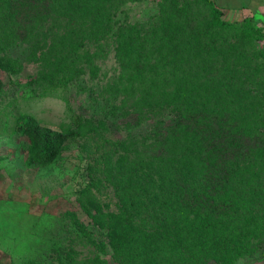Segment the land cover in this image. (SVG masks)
<instances>
[{"label": "trees", "instance_id": "16d2710c", "mask_svg": "<svg viewBox=\"0 0 264 264\" xmlns=\"http://www.w3.org/2000/svg\"><path fill=\"white\" fill-rule=\"evenodd\" d=\"M263 33L215 0H0V71L33 65L30 99L89 102L60 130L13 114L28 165L87 153L95 228L74 213L59 264H235L263 246Z\"/></svg>", "mask_w": 264, "mask_h": 264}, {"label": "rangeland", "instance_id": "374dc122", "mask_svg": "<svg viewBox=\"0 0 264 264\" xmlns=\"http://www.w3.org/2000/svg\"><path fill=\"white\" fill-rule=\"evenodd\" d=\"M149 8L135 4L131 15L140 18ZM250 18L255 26L264 28ZM22 51L18 48L14 53L25 58ZM31 70L33 65L25 67L23 77L12 79L0 71L5 89L0 97V264H59V247L79 233L74 229V213L88 229L95 228L83 209L88 198L85 188L91 180L82 141L69 144L53 163L30 166L27 139L18 133L13 118L15 113L28 112L42 125L60 130L72 122L74 113L86 114L89 102L73 87L30 99L28 88H20L17 82H25L24 76ZM7 107L12 115H5ZM124 128L121 134L127 133ZM103 192L110 198L112 189ZM235 264H264V244Z\"/></svg>", "mask_w": 264, "mask_h": 264}, {"label": "crops", "instance_id": "0c3cea01", "mask_svg": "<svg viewBox=\"0 0 264 264\" xmlns=\"http://www.w3.org/2000/svg\"><path fill=\"white\" fill-rule=\"evenodd\" d=\"M215 2L224 12L225 20L236 21L252 17L264 27V0H215Z\"/></svg>", "mask_w": 264, "mask_h": 264}, {"label": "built area", "instance_id": "2783aa9c", "mask_svg": "<svg viewBox=\"0 0 264 264\" xmlns=\"http://www.w3.org/2000/svg\"><path fill=\"white\" fill-rule=\"evenodd\" d=\"M263 41H264V33H263Z\"/></svg>", "mask_w": 264, "mask_h": 264}]
</instances>
